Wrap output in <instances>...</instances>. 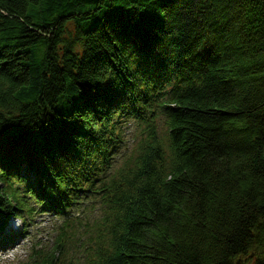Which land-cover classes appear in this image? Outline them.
<instances>
[{"label": "trees", "instance_id": "trees-1", "mask_svg": "<svg viewBox=\"0 0 264 264\" xmlns=\"http://www.w3.org/2000/svg\"><path fill=\"white\" fill-rule=\"evenodd\" d=\"M29 199L23 264H264V0H0V233Z\"/></svg>", "mask_w": 264, "mask_h": 264}, {"label": "rangeland", "instance_id": "rangeland-1", "mask_svg": "<svg viewBox=\"0 0 264 264\" xmlns=\"http://www.w3.org/2000/svg\"><path fill=\"white\" fill-rule=\"evenodd\" d=\"M133 129L132 122H129L124 129L126 138L131 139ZM28 202L34 208L30 215H25L24 219L10 216L5 221L7 230L0 233V247L6 245L7 249L0 250V264H23L32 256L34 250L50 247L55 227L62 221V217L58 215L39 211V206L33 200L29 199ZM88 204V201L85 200L81 204L73 206L68 215L85 218L84 207H89ZM1 221L3 219L0 217ZM73 249L76 255L82 256L79 247ZM253 256H246L243 263L252 264Z\"/></svg>", "mask_w": 264, "mask_h": 264}, {"label": "bare ground", "instance_id": "bare-ground-1", "mask_svg": "<svg viewBox=\"0 0 264 264\" xmlns=\"http://www.w3.org/2000/svg\"><path fill=\"white\" fill-rule=\"evenodd\" d=\"M4 230H7V228L4 227ZM9 233H10V232H9ZM5 249H7V248H6V245H3L2 247H0V250H2V251H5Z\"/></svg>", "mask_w": 264, "mask_h": 264}]
</instances>
